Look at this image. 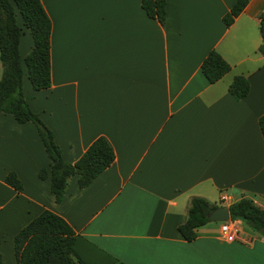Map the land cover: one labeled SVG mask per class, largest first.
Segmentation results:
<instances>
[{"label": "crops", "instance_id": "0c3cea01", "mask_svg": "<svg viewBox=\"0 0 264 264\" xmlns=\"http://www.w3.org/2000/svg\"><path fill=\"white\" fill-rule=\"evenodd\" d=\"M40 1L51 21V83L34 90L23 64L24 96L65 161L99 136L115 157L83 189L72 176L57 203L49 179L37 175L50 158L36 127L0 112L3 264H16L14 235L44 209L87 241L82 255L122 264H264V237L240 220L229 219L233 240L217 221L199 226L192 241L177 229L194 196L227 207L248 198L264 210V0H247L229 26L223 16L236 0H166L163 24L142 0ZM32 46L24 29L21 59ZM212 49L230 70L210 83L200 65ZM237 75L249 82L241 99L228 90ZM9 172L20 192L5 183Z\"/></svg>", "mask_w": 264, "mask_h": 264}, {"label": "trees", "instance_id": "16d2710c", "mask_svg": "<svg viewBox=\"0 0 264 264\" xmlns=\"http://www.w3.org/2000/svg\"><path fill=\"white\" fill-rule=\"evenodd\" d=\"M247 0H236L223 16L229 26L243 10ZM146 15L160 24L165 20L166 0H142ZM19 17V18H18ZM20 19V20H19ZM264 41V22L261 21ZM24 29L33 40L31 50L21 59L18 50L20 36ZM50 32L51 21L40 0H0V112L13 116L18 123L31 122L36 127L45 152L50 158L49 168H40V179H49L50 191L57 203L64 199L69 179L77 175L79 189L88 186L114 160V151L108 141L99 136L94 139L80 157L70 163L63 159L61 148L55 143L53 133L29 106L23 90V64L34 90L50 86ZM264 52V47H260ZM201 71L213 83L230 70V65L214 49L201 62ZM228 90L235 99H241L249 91V82L243 75L234 76ZM258 126L264 141V114L258 119ZM5 183L16 191L22 189L14 172L5 176ZM217 207L207 199L194 196L187 207L185 220L177 227L186 241L196 238V229L209 222L208 213ZM231 220H240L249 229L264 237V210L251 199L241 198L229 206ZM87 242L77 235L60 215L44 209L29 221L13 237L16 264H122L113 257H91L82 255L80 247ZM0 264L3 258L0 254Z\"/></svg>", "mask_w": 264, "mask_h": 264}, {"label": "water", "instance_id": "95a60500", "mask_svg": "<svg viewBox=\"0 0 264 264\" xmlns=\"http://www.w3.org/2000/svg\"><path fill=\"white\" fill-rule=\"evenodd\" d=\"M207 217L211 221H217V222L227 221L230 219L229 208L224 205L217 206L208 213Z\"/></svg>", "mask_w": 264, "mask_h": 264}, {"label": "built area", "instance_id": "2783aa9c", "mask_svg": "<svg viewBox=\"0 0 264 264\" xmlns=\"http://www.w3.org/2000/svg\"><path fill=\"white\" fill-rule=\"evenodd\" d=\"M220 229H221L222 235L227 240H233L236 237L237 229L231 225L230 220L222 221Z\"/></svg>", "mask_w": 264, "mask_h": 264}, {"label": "rangeland", "instance_id": "374dc122", "mask_svg": "<svg viewBox=\"0 0 264 264\" xmlns=\"http://www.w3.org/2000/svg\"><path fill=\"white\" fill-rule=\"evenodd\" d=\"M262 45H264V43L262 44ZM244 225V224H243ZM245 226V225H244Z\"/></svg>", "mask_w": 264, "mask_h": 264}]
</instances>
